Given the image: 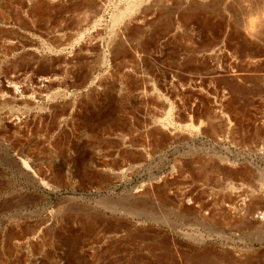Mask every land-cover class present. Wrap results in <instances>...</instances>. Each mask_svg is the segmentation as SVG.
I'll return each mask as SVG.
<instances>
[{
    "label": "rangeland",
    "instance_id": "obj_1",
    "mask_svg": "<svg viewBox=\"0 0 264 264\" xmlns=\"http://www.w3.org/2000/svg\"><path fill=\"white\" fill-rule=\"evenodd\" d=\"M262 174L264 0H0V264H264Z\"/></svg>",
    "mask_w": 264,
    "mask_h": 264
},
{
    "label": "bare ground",
    "instance_id": "obj_2",
    "mask_svg": "<svg viewBox=\"0 0 264 264\" xmlns=\"http://www.w3.org/2000/svg\"><path fill=\"white\" fill-rule=\"evenodd\" d=\"M131 3H132V2H131ZM122 11H123V10H122ZM123 15H124V14H123ZM118 17H119V16H118ZM25 163H26V162H25ZM262 175H263V174H262ZM263 177H264V175H263ZM237 195H238V194H237ZM238 196H239V195H238ZM240 196H241V195H240ZM240 196H239V197H240ZM239 197H238V198H239ZM244 197H245V196H244ZM253 198H262V199H263L264 196L259 195V194H256L255 196L253 195ZM243 200H244L243 198H240V201H241V202H242ZM255 200H257V199H255ZM257 201H258V200H257ZM237 202H238V201H237ZM241 204H242V203H241ZM242 205H243V204H242ZM238 206H239V205H238ZM240 208H241V207H240ZM254 208H255V207H254ZM246 210H247V209H246ZM250 211H251V210H250ZM253 211H255L254 214H255V213L259 214V213H258L259 210H256V209H255V210H253ZM251 213H252V212H251ZM257 214H256V215H257ZM257 217L259 218V216H257ZM255 218H256V217H255ZM257 226H259V225H257Z\"/></svg>",
    "mask_w": 264,
    "mask_h": 264
},
{
    "label": "built area",
    "instance_id": "obj_3",
    "mask_svg": "<svg viewBox=\"0 0 264 264\" xmlns=\"http://www.w3.org/2000/svg\"><path fill=\"white\" fill-rule=\"evenodd\" d=\"M258 213L259 214L256 215V218H258L257 216H259L258 219L264 221V209L263 210H260Z\"/></svg>",
    "mask_w": 264,
    "mask_h": 264
}]
</instances>
